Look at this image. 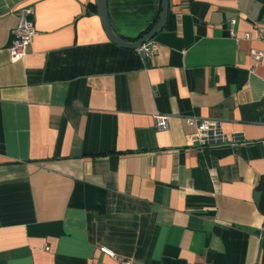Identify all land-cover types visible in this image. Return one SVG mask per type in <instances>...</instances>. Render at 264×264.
<instances>
[{
	"label": "crops",
	"instance_id": "obj_1",
	"mask_svg": "<svg viewBox=\"0 0 264 264\" xmlns=\"http://www.w3.org/2000/svg\"><path fill=\"white\" fill-rule=\"evenodd\" d=\"M106 5L135 40L161 0ZM169 12L149 56L108 38L96 0H0V264H264V0ZM186 115L228 142L195 146Z\"/></svg>",
	"mask_w": 264,
	"mask_h": 264
},
{
	"label": "built area",
	"instance_id": "obj_2",
	"mask_svg": "<svg viewBox=\"0 0 264 264\" xmlns=\"http://www.w3.org/2000/svg\"><path fill=\"white\" fill-rule=\"evenodd\" d=\"M17 25L12 30V39L9 45V52L13 60L21 59L28 53V48L31 45L34 37L37 34L35 27V8L33 5H26L17 11ZM230 34L234 35L233 30ZM157 48V44L153 41H148L142 44L136 50L142 55H152ZM250 54L258 64L264 56V51L251 49ZM188 126L194 127L191 133V139L195 146L202 147L207 145H219L228 142L229 138L223 131V120L219 118H208L197 115L184 116ZM156 128L158 130H167L169 127V115L157 113L155 115ZM46 249L49 247L46 246ZM124 264H129L128 260L123 261Z\"/></svg>",
	"mask_w": 264,
	"mask_h": 264
},
{
	"label": "water",
	"instance_id": "obj_3",
	"mask_svg": "<svg viewBox=\"0 0 264 264\" xmlns=\"http://www.w3.org/2000/svg\"><path fill=\"white\" fill-rule=\"evenodd\" d=\"M96 6L98 16L100 17L102 26L108 38L121 47L137 49L140 48L143 43L150 41L165 26L169 11V0H161V11L159 17L151 28L135 40H126L114 31L109 21L106 0H96Z\"/></svg>",
	"mask_w": 264,
	"mask_h": 264
},
{
	"label": "trees",
	"instance_id": "obj_4",
	"mask_svg": "<svg viewBox=\"0 0 264 264\" xmlns=\"http://www.w3.org/2000/svg\"><path fill=\"white\" fill-rule=\"evenodd\" d=\"M160 11H161V7H160ZM160 11H159V13H158L156 19L152 22V24H151L147 29H145V30L140 34V36H141L143 33H145L149 28H151V26L155 23V21H156L157 18L159 17ZM169 15H170V12L168 11V17H169Z\"/></svg>",
	"mask_w": 264,
	"mask_h": 264
}]
</instances>
